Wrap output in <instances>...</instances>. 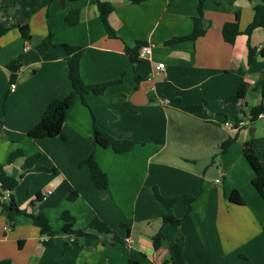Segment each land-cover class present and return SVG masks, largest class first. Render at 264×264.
<instances>
[{
	"label": "crops",
	"instance_id": "0c3cea01",
	"mask_svg": "<svg viewBox=\"0 0 264 264\" xmlns=\"http://www.w3.org/2000/svg\"><path fill=\"white\" fill-rule=\"evenodd\" d=\"M96 1L0 0V27L6 29L0 35V167L7 176L20 178L19 184L30 180L26 194L17 190L11 195L27 214L42 212L49 222L53 219L57 232L52 245L43 246L45 238L30 218L17 216L10 230L0 212V260L10 264H128L130 259L139 264L168 260L225 264L230 238L249 229L235 222V211H244L251 201L255 203L252 214L264 218V195L251 185L254 174L242 151L253 138L254 153L264 164V116L254 119L249 128L225 125L235 124L262 103L260 93L251 88L243 100L229 102L241 84L251 87L264 77V30L247 34L260 0H145L140 4L98 0L113 7L108 23L115 38L106 34ZM73 9L79 10V22L64 28V18ZM229 23L237 25L233 44L222 37ZM24 27L28 39L22 36ZM198 31L202 33L194 40L171 43ZM49 34L56 46L46 49L43 40ZM138 42L149 46L151 54L132 62L125 48L134 49ZM63 44L81 48L84 83L121 82L101 96L87 95L88 107L77 97L64 115L59 136L30 139L27 133L46 106L71 91ZM248 47L255 51L251 65ZM160 63L164 72L156 70ZM10 64L17 68L12 93ZM193 106L201 110L185 111ZM95 126L135 145L125 154L102 148L93 140ZM228 140L230 145L221 153L222 143ZM16 150L22 156L9 163V154ZM91 152L108 178L104 196L91 181L88 167L79 166ZM35 155L40 157L34 166L22 169L26 158ZM218 175L223 181L216 184L218 179H212ZM154 188L162 196L179 197L173 206L178 218L185 211L182 197L197 194L180 226L162 227L165 210ZM233 190L244 206L228 201ZM2 192L0 188V196ZM200 207L203 217L197 216ZM64 212L74 217L75 230H85L98 218L123 243L84 247L79 237L61 231ZM160 229L163 239L155 249L152 239ZM252 229L264 243L262 225L257 222ZM179 240L182 247L177 249Z\"/></svg>",
	"mask_w": 264,
	"mask_h": 264
},
{
	"label": "trees",
	"instance_id": "16d2710c",
	"mask_svg": "<svg viewBox=\"0 0 264 264\" xmlns=\"http://www.w3.org/2000/svg\"><path fill=\"white\" fill-rule=\"evenodd\" d=\"M69 1H77V0H69ZM132 4H140L145 0H128ZM96 6L99 14L100 22L110 38H115V32L110 27L108 23V15L113 10V7L104 2L96 1ZM201 11V2L198 6V12ZM79 22V10L73 9L71 10L64 18L63 27L70 28L74 27ZM256 28H262L264 30V0H260V4L254 8V15L252 24L250 26V31H253ZM6 29L0 27V35H2ZM28 28L24 27L22 29V36L25 39H28ZM201 31H198L195 35L175 38L171 40V43H178L182 41L194 40L198 36L201 35ZM237 32V25L235 23L227 24L222 30L223 40L228 44H233L234 39ZM43 45L46 49H50L55 47L51 42V35L49 34L43 40ZM60 46V45H59ZM63 47L65 53V62L67 64L68 69V80L70 83L71 91L70 93L62 99H54L51 101L45 108L42 113L39 121L28 131L27 136L30 139H43V138H54L61 134V129L64 121L65 113L71 108L74 104L75 99L79 97L84 106L88 107L86 96L89 94H93L96 96H101L105 93V91L113 85L119 84L121 80L104 82L94 85H89L84 83L80 76V57H81V48L73 47L69 45H61ZM143 46L142 43L138 42L134 49L125 48V53L132 62H137L138 58V50ZM264 56V52H262ZM255 51L253 48L248 47V58L247 63L251 65L254 63ZM10 70V78L9 81L12 83L16 78L17 68L10 64L8 66ZM251 88V90L259 92L262 98V103L250 110V114L252 119L257 117V115L264 109V77L261 76L253 86L249 87L247 84H241L236 92V94L229 99V102L237 103L240 100H243L246 94V91ZM201 110V106H193L185 109L186 112L195 113ZM63 138V137H62ZM64 139V138H63ZM93 140L94 143L102 148H109L115 154H125L132 150L135 143L131 140L125 138H117L113 135H110L106 131L94 127L93 132ZM231 140H228L222 143L220 147V151L225 152L228 146L230 145ZM243 155L246 161L248 162L250 168L253 171V178L251 179V185L255 189V191L260 195H264V164L261 162L254 153L253 150V138L247 141L243 145ZM22 156V152L20 150L13 151L9 154L7 160L9 163L14 161L16 158ZM39 155H35L29 158H26L22 169H29L34 166V164L39 159ZM85 165L89 169V177L95 187L101 192L106 191L108 188V178L107 175L99 168L97 165L94 154L89 153L80 163L79 166ZM46 170V169H43ZM17 186V180L11 178L4 174L0 167V188L3 192L8 191L9 196L7 199H3V196H0V212L6 218L8 229H12L13 221L17 216H26L31 219L32 224L39 229L40 236L44 237L45 240L41 241L43 246H51L52 239L56 235V231L49 224L48 217L42 213L38 212L36 214H27L24 210H21L15 201L14 197L11 193ZM153 194L157 201L164 207V214L161 218L162 227H178L188 216L192 204L197 199L196 195H184L182 197V203L185 207L184 214L181 218H178L173 213V206L178 201V196L165 197L162 196L157 189H153ZM40 197L37 196L36 200L39 201ZM228 201L231 204L236 206H244L245 202L239 193L236 190L231 191L228 197ZM60 220L63 222V226L61 231L64 233L72 234L81 239V244L86 248H94L98 244L105 243H123V240L119 238L112 229L103 221L98 218H94L88 225L85 230H75L74 229V217L71 216L68 212H64ZM122 227L128 228V225H121ZM163 239L162 230L160 229L153 237V246L155 249L159 248L161 245V241ZM179 246L182 247V240H179ZM0 264H10L9 260H0ZM128 264H139L138 261L129 260ZM162 264H173L171 261H164Z\"/></svg>",
	"mask_w": 264,
	"mask_h": 264
},
{
	"label": "rangeland",
	"instance_id": "374dc122",
	"mask_svg": "<svg viewBox=\"0 0 264 264\" xmlns=\"http://www.w3.org/2000/svg\"><path fill=\"white\" fill-rule=\"evenodd\" d=\"M19 179L20 178L16 179L17 186L12 193L16 194L18 190L23 194H26L25 187L30 180L26 178L23 183L19 184ZM214 179L223 181L221 180L220 175L214 177L212 180ZM2 196H7V194L2 192ZM246 203L248 204V208L244 209V211H235V222H241V226L249 229H247L245 233L233 234V236L230 238L231 241L227 246L229 260L225 264H264L263 239L259 240L255 236V232L252 229L255 226V223L257 224V222H259L260 225H262V227L264 228V218L262 217V215L255 216L252 214L253 210L255 209V203L251 201H248ZM18 204L21 205V202L18 201ZM197 204L198 203L195 204V207L197 206ZM204 212L205 211L203 210V208L200 207L197 210V216L203 217ZM238 212H240L239 215ZM49 224L53 227H55L56 225L53 219L50 220ZM176 248L180 249V246L176 245Z\"/></svg>",
	"mask_w": 264,
	"mask_h": 264
},
{
	"label": "built area",
	"instance_id": "2783aa9c",
	"mask_svg": "<svg viewBox=\"0 0 264 264\" xmlns=\"http://www.w3.org/2000/svg\"><path fill=\"white\" fill-rule=\"evenodd\" d=\"M27 48H28L27 42H24V48H23V50H27ZM150 54H151V48L149 46H142L140 48V50H139L138 57L140 59H144V58L150 56ZM156 70L161 71V72H164V70H165L164 65L162 63L157 64L156 65ZM15 88H16V85H15L14 82H12V83L9 84V92H11V93L14 92ZM263 116H264V109L257 115V117L255 119H260ZM252 123H253L252 116H251L250 112H247L245 114V116L242 117V118H240V119H238L235 124H232L231 123V124H225V125L228 128H230V129H234V128L244 129V128H249L252 125ZM215 183L216 184H219L220 181L219 180H216ZM4 193L7 194V196H3V199H7L8 196H9V192L8 191H5ZM49 194H50V192H47V195H49ZM44 198H45V195H43L41 197V199H44Z\"/></svg>",
	"mask_w": 264,
	"mask_h": 264
},
{
	"label": "water",
	"instance_id": "95a60500",
	"mask_svg": "<svg viewBox=\"0 0 264 264\" xmlns=\"http://www.w3.org/2000/svg\"><path fill=\"white\" fill-rule=\"evenodd\" d=\"M61 2H63V0H61ZM253 132H254L253 129H250V130H249V135H250L251 137L253 136ZM104 194H105V191L102 192V195H103V196H104Z\"/></svg>",
	"mask_w": 264,
	"mask_h": 264
}]
</instances>
